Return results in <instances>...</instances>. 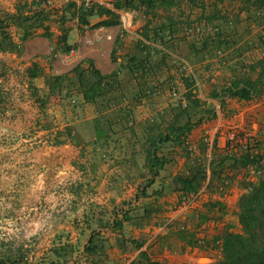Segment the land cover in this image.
Here are the masks:
<instances>
[{"label": "crops", "instance_id": "obj_1", "mask_svg": "<svg viewBox=\"0 0 264 264\" xmlns=\"http://www.w3.org/2000/svg\"><path fill=\"white\" fill-rule=\"evenodd\" d=\"M20 1L0 0V15L14 13ZM173 1L178 6H171L166 12L159 9V17L150 25L167 23V17L182 23L172 37V49L161 48L170 57L162 65L158 55L150 56L145 52L148 42L139 33L147 20L134 11L119 12L116 24L102 26V33L110 38L91 45L85 43V37L95 35V28L99 26L94 25L103 18H91L88 30L80 29L76 19L66 21L64 27L73 54L71 62H65L63 53L54 50L60 34L57 26L52 25L47 36L37 34L24 42L19 41L15 27L9 29L15 48L0 50V264H92L85 247L91 234L96 232L104 239L100 264H137L141 251L150 261L165 264H199L197 260L201 257L214 263L219 257L215 242L222 241L226 233L239 231L237 201L252 172L253 165L249 163L239 167L226 164L220 171L221 181L228 183L223 196L214 195L211 202L195 212H167L166 217L173 220L171 229L158 234L151 242L148 239L155 225L137 228L125 223L122 231L107 226L113 212L134 198L142 182L136 177L130 158L146 134L154 136L161 123L157 121L158 116L175 104V97L167 88L169 78H174L180 97L185 92L179 71L172 66L176 61L182 63L185 77L198 82L194 93L202 109H211L214 113L203 116L188 135L189 143L199 148L197 156L204 134L215 138L213 160L225 156V140L217 134V129L228 123L240 128L254 123L259 126L258 151L231 152L229 156L248 154L253 158L264 149V95L240 101L222 94L231 82L241 77L257 78L258 69L250 67L263 57L264 48L258 40L262 26L255 23L252 14L242 10L241 0L221 1L219 15L224 19L215 18L214 0H192L193 4L190 0ZM63 5L57 2L56 7ZM186 23L203 28V32L199 31L202 34L184 32ZM215 27L226 35L228 49L218 56L206 51L197 53L204 36ZM221 56H224L222 62L219 61ZM131 57L151 65L146 70L145 81L148 86L156 87L153 91L147 90L140 100L133 99L136 81L127 70ZM87 60L103 75L121 71L126 94L121 105L131 109L132 121L121 132L108 133L103 150L89 146L83 151L84 142L92 138L89 130L86 136L81 132L80 124L84 121H69L58 104H49L43 112L32 94L33 89L42 93L47 77L67 74L77 64L86 67ZM33 65L42 75L31 79L28 70ZM159 84L162 88H157ZM109 112L112 111L105 113ZM88 115L90 119L97 113ZM200 116H192V122ZM166 122L162 121V125ZM65 126L72 127L74 135L82 142L54 144L55 133ZM149 128L153 129L149 131ZM190 167L191 160L174 157L160 171L153 188L168 189L169 179ZM257 177L253 175L250 181L255 182ZM218 183L215 181L214 186ZM175 197L169 194L166 199L173 203ZM207 204H212L209 209ZM199 217L206 220L200 222ZM210 220L216 223L210 225L207 223ZM180 231L192 234L194 241L202 238L203 244L190 249L185 241L177 239L175 233ZM121 234L125 238H142L145 242L139 249L122 252L119 249Z\"/></svg>", "mask_w": 264, "mask_h": 264}, {"label": "trees", "instance_id": "obj_2", "mask_svg": "<svg viewBox=\"0 0 264 264\" xmlns=\"http://www.w3.org/2000/svg\"><path fill=\"white\" fill-rule=\"evenodd\" d=\"M47 0H21L15 6L14 13H4L0 15V50H13L15 48L9 29L15 27L20 42L41 34L47 36L52 25L59 28L54 50L67 53L72 49L68 43V31L64 24L68 20L76 19L80 29L88 27L93 17L103 18L94 26H109L117 23L118 13L134 11L146 18V23L140 31L141 38L148 42L144 46L147 55L160 57V64L168 62L169 55L163 49H172V37L176 34L179 21H174L171 17L165 18L167 23L150 27L152 20L159 17L158 10L166 12L171 6H178L173 0H106L109 5L94 3L90 7H84L74 2H67L59 9L47 10L44 4ZM222 0H214L213 8L217 16H220V6ZM193 4V1L190 0ZM242 10H246L259 26H262L258 35L259 44L264 48V0H241ZM161 19V18H160ZM224 19V18H223ZM201 30V31H200ZM203 28L194 24L186 23L184 32L201 35ZM210 32L204 36L200 43V51L212 52L217 55L223 54L228 49V42L225 41V34L218 27L211 28ZM199 32V33H198ZM160 46V48L158 47ZM163 48V49H161ZM264 50V49H263ZM218 56V55H217ZM224 56L219 61L222 62ZM86 67L77 64L69 73L59 76H49L46 78V87L41 94L37 89L32 90V94L37 97L39 106L43 112L49 104H58L61 113L68 116L69 121H84L80 124L81 132L87 135L89 130L92 138L84 142L83 151L89 146L92 149L103 150V145L108 140V133H118L125 129V125L132 121L131 109L122 106L121 103L126 98L123 91V80L120 77V70L109 74H101L87 60ZM173 69L179 71V81L184 86L185 92L181 97H175V104L170 106L168 112H163L158 116L157 121H161L158 130L153 137L145 135L140 146L134 151L129 163L136 171V177L142 182L137 187L134 198L123 203L117 211L113 212V218L107 222V226L113 230L122 231L123 225L132 224L137 228L156 226L166 219V213L174 211L182 200L192 192H196L203 181V163L201 154L204 152V145L200 147V155L190 158L187 146L189 144L188 135L192 127L197 124L203 116H213V110L202 109V103L195 97V80L192 77L183 75V65L180 61L172 63ZM151 65L137 62L133 57L129 58L127 70L133 74L136 81V89L133 99L140 100L145 97L146 91H153L156 87L148 86L146 70ZM258 69V76L254 80L248 77H241L230 83L222 94L227 97L236 98L240 101H250L264 95V53L250 69ZM42 75L35 65L28 70L29 78L33 79ZM168 90L176 92V83L173 77L169 78ZM157 88H162L159 84ZM215 96V94L213 95ZM183 102L186 104L183 107ZM223 102L221 101V107ZM106 111H112L105 113ZM96 112L97 115L87 118L89 113ZM204 113V114H203ZM201 116L192 122V116ZM86 121V122H85ZM152 121H156L152 119ZM162 121H167L162 125ZM153 128H149L151 131ZM75 131L70 126H65L55 133L54 144L69 142L77 145L78 141ZM199 150V148H198ZM172 155V156H170ZM174 155V156H173ZM176 155V156H175ZM174 157H184L191 160V167L188 170L178 173L168 181V189L162 187L153 188L155 179L160 175V171ZM252 164L254 169L262 170L255 182L247 181L243 186V192L237 201V222L238 232L226 233L222 241L217 240L219 257L214 263L208 264H264V149L261 154L251 158L250 155L229 156L213 160L212 177L210 191L215 192L224 180L220 179V171L226 164L232 167L246 166ZM86 173V168L83 167ZM86 173L85 175H87ZM215 181H219L218 186H214ZM213 186L215 189H213ZM175 195V202L167 201L168 195ZM212 204L205 205L208 209ZM200 222L206 219L199 217ZM177 239L186 242L190 249L193 248L196 240L192 234L186 235L180 231L175 233ZM122 244L119 249L126 252L139 249L145 240L142 238H125L121 234ZM103 237L96 232L91 234L85 252L91 257L92 264H100L99 258L104 254ZM194 242V243H193ZM99 256V257H98ZM96 257L98 259H96ZM140 261L137 264H165L158 261H150L144 252L139 253ZM113 264H119L114 263ZM136 264V263H135Z\"/></svg>", "mask_w": 264, "mask_h": 264}, {"label": "built area", "instance_id": "obj_3", "mask_svg": "<svg viewBox=\"0 0 264 264\" xmlns=\"http://www.w3.org/2000/svg\"><path fill=\"white\" fill-rule=\"evenodd\" d=\"M65 4L67 2H74L78 5H83L84 7H90L94 3L99 4H106L109 5V2L106 0H47L44 4L47 10H54L57 9L56 4ZM85 30L89 29V26L84 27ZM103 27L99 26L95 28V35L93 37H85V43L88 45L93 44L94 42L100 41L102 38H110L109 35H104L102 33ZM221 55V52H218ZM54 57L57 55L54 54ZM63 60L65 62H71L73 60L72 51L67 53H63ZM195 80V79H194ZM195 86H198V82L195 80ZM171 95L173 97H180L179 93L176 92L174 89L171 91ZM185 103L183 102V107H185ZM259 129L257 123L252 124L248 128H240L238 125L234 123H228L225 125H219L217 134L219 133L225 140V155L230 154L231 152H242L247 153L253 150L257 152V144L258 138L256 136V132ZM202 144L204 145V152L201 154V159L203 163V181L200 188L196 192H192L186 197L181 203L176 206L173 212L176 214H186L189 212H195L197 208L201 207L202 205L211 202L214 195L223 196L225 193V189L227 187V181H223L221 185L218 186L217 191L211 192L210 185H211V177H212V162H213V149L215 145V138L210 137L208 134H204L201 139ZM187 150L189 153L190 158H194L198 155V147L193 144H188ZM258 154V153H255ZM262 174V170H257L252 167V172L247 176V180L250 181L251 177L259 176ZM173 220L170 216L166 217V219L156 225L154 227L153 232L149 235L148 242H151L158 234L160 233H167L171 228ZM210 225H214L215 221H208ZM218 242L216 241L215 244ZM203 244V239L198 238L193 246L194 248H199Z\"/></svg>", "mask_w": 264, "mask_h": 264}, {"label": "rangeland", "instance_id": "obj_4", "mask_svg": "<svg viewBox=\"0 0 264 264\" xmlns=\"http://www.w3.org/2000/svg\"><path fill=\"white\" fill-rule=\"evenodd\" d=\"M168 246L170 247V245H168ZM197 262H198L199 264H208V263H209V261H208L206 258H204V257L199 258V259L197 260Z\"/></svg>", "mask_w": 264, "mask_h": 264}]
</instances>
